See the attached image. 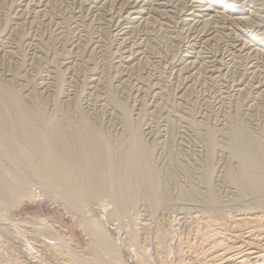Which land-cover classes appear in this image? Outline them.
Returning <instances> with one entry per match:
<instances>
[{
  "label": "rangeland",
  "instance_id": "1",
  "mask_svg": "<svg viewBox=\"0 0 264 264\" xmlns=\"http://www.w3.org/2000/svg\"><path fill=\"white\" fill-rule=\"evenodd\" d=\"M114 1L0 0V82L28 109L41 103L47 119L62 112L74 122L86 118L114 148L131 138L129 111L163 197L152 206L142 191L116 217L111 203L94 199L79 214L2 153L1 169L29 178V185L15 201L0 198V264H198L185 250L192 217L223 221L222 214L248 211L253 202L236 183L241 158L229 144L233 134L251 150L264 144V53L234 47L223 24L204 29L182 21L188 9L171 0L135 9ZM241 1L264 25V0ZM131 11L158 24L132 22ZM210 31L221 37L204 44ZM211 189L220 204H210ZM139 223L150 228L146 241L137 234Z\"/></svg>",
  "mask_w": 264,
  "mask_h": 264
},
{
  "label": "bare ground",
  "instance_id": "2",
  "mask_svg": "<svg viewBox=\"0 0 264 264\" xmlns=\"http://www.w3.org/2000/svg\"><path fill=\"white\" fill-rule=\"evenodd\" d=\"M127 1L134 9L138 4L145 6L148 2L152 3L151 7L155 4L164 5V0ZM171 1L188 9V13L181 12L182 21L193 24L199 22L204 29L210 24H223V30L227 29L234 34V47L242 51L249 50V53L257 56L264 53V32H261L264 25L257 22L254 11L244 1ZM132 11L129 12L128 20L140 22L144 18L143 24L148 28L158 24L154 21L156 19L143 16L144 9L143 12ZM198 16L201 21L197 20ZM206 36L204 44L216 42L221 37L214 32ZM257 67L256 61L250 65L253 75L259 72ZM261 87L264 84L259 88ZM36 105L35 109H28L17 93L0 82V155L5 153L20 172L26 170L33 174L45 188L53 189L57 197L69 202L65 201L75 207L79 214L82 213L84 205L96 199L111 203L115 208L110 216L116 217L135 206L142 191L146 192L152 206L159 203L163 195L159 192V179L153 166L152 154L141 139L140 129L132 124L129 111L125 110L124 115L131 138L127 143L114 148L103 131L90 125L86 118L74 122L62 112L60 119H47L41 103L37 102ZM229 146L242 159L238 166L240 168L237 171L238 177L235 178L236 183L245 194L253 198V202L248 203V211L235 215L222 214L223 221L200 213L193 216V234L187 237L188 250H185L198 264H264V144L251 150L247 144L241 142L238 134H233L230 135ZM214 149L215 144L210 142L209 164L212 162ZM27 180L29 178H19L15 173H6L0 166L1 200L10 202L15 201L19 195L26 196V186L29 185ZM218 196L211 189L210 204H220L221 199ZM85 223L94 232L97 231V224L88 219H85ZM224 224L230 226L232 231L225 232ZM138 225L137 234L146 241L150 228L146 223ZM57 226L63 229L62 226ZM162 247L163 245L159 248ZM182 262L184 264L183 260Z\"/></svg>",
  "mask_w": 264,
  "mask_h": 264
}]
</instances>
